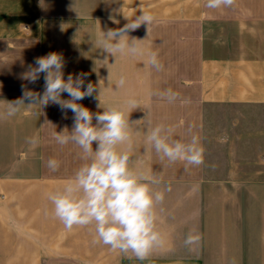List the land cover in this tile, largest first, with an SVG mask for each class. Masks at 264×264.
Wrapping results in <instances>:
<instances>
[{
    "label": "crops",
    "instance_id": "obj_1",
    "mask_svg": "<svg viewBox=\"0 0 264 264\" xmlns=\"http://www.w3.org/2000/svg\"><path fill=\"white\" fill-rule=\"evenodd\" d=\"M141 9L155 21L148 33L142 25L129 35L145 39L146 54L105 59L102 31L123 27L124 16L134 18ZM152 51L159 54L163 70L147 63ZM50 52L62 54L65 79L80 75L85 87L97 86L93 96L77 101L91 112L126 106L132 97L139 100L130 114V121H137L131 125V167L160 181L154 189L164 193L156 206L163 245H181L182 229H212L192 220L200 212L195 200L228 198L229 182L243 183L248 197L264 196V0H235L232 7L217 10L206 8L205 0H0V114L6 101L20 98L24 90L43 93V73L35 83L23 76L37 57ZM122 75L126 83L117 87ZM169 88L179 94L174 103L157 95ZM73 117L71 110L52 103L23 106L12 117L0 115V222L11 223L14 235L26 236L31 248L39 247L40 260L53 256L50 245L59 233L56 244L77 246L73 254L81 260L140 261L94 244L92 226L67 230L52 214L48 194L61 189L83 163L78 146H61L54 139L56 132L71 131ZM157 124L173 127L177 139L200 137L204 162L193 166L162 160L147 142ZM33 137L39 141L35 147L27 142ZM50 158L60 162L55 172L47 166ZM182 212L191 215L188 221H181ZM170 230L173 241L165 242ZM198 237L210 244V235Z\"/></svg>",
    "mask_w": 264,
    "mask_h": 264
},
{
    "label": "clouds",
    "instance_id": "obj_2",
    "mask_svg": "<svg viewBox=\"0 0 264 264\" xmlns=\"http://www.w3.org/2000/svg\"><path fill=\"white\" fill-rule=\"evenodd\" d=\"M234 4L235 0H205V7L210 10L230 8ZM140 11L141 14L134 18L124 16L127 23L123 27L102 31L99 44L101 51L107 54L105 59L107 56L137 57L146 54L142 46L145 39L129 35L142 25L147 26L148 33L155 21L150 11ZM147 56V63L152 68L163 70L164 65L157 52L152 51ZM64 65L62 54L57 52L37 57L35 66L30 65L23 78L35 83L43 73V93L24 90L20 98L6 101V111L0 115L12 117L23 106L43 108L50 103L59 105L61 110L73 112L71 131L65 128L56 132L54 139L61 146L68 143L78 146L83 163L61 189L48 194V200L53 206L52 214L67 230L92 226L94 244H103L125 255L130 253L143 261L163 245L162 235L156 227V206L164 200V193L154 189L160 183L155 175H147L131 167V125L137 121H130V114L139 108V100L132 97L126 101V106H109L102 108V112L93 113L77 101L93 96L97 86L88 83L85 87L80 75L74 78L69 74L65 79ZM125 83L126 76L122 75L117 87ZM63 93H67L69 99H62ZM157 95L168 103L179 99V94L170 88ZM98 107L101 108V104ZM147 119L148 114L144 120ZM174 134L173 127L157 124L148 132L147 142L162 160L167 159L170 163L183 161L193 166L202 164L205 148L200 137L193 135L185 141L174 138ZM27 142L33 147L39 143L36 137L29 138ZM122 145L126 147L122 148ZM47 166L55 172L60 162L50 158Z\"/></svg>",
    "mask_w": 264,
    "mask_h": 264
},
{
    "label": "rangeland",
    "instance_id": "obj_3",
    "mask_svg": "<svg viewBox=\"0 0 264 264\" xmlns=\"http://www.w3.org/2000/svg\"><path fill=\"white\" fill-rule=\"evenodd\" d=\"M242 184L229 182L228 198L213 196L203 201L195 200L198 205L197 210L200 212L192 215V220L194 221L196 217L197 225L204 223L212 226V229L194 231L182 229L181 245H162L149 256L164 260H134L126 264H264V196L248 197L245 195L249 193L246 191L247 187L243 191ZM248 185L251 186L252 183H247L245 186ZM179 216L182 222L188 221L191 217L183 212ZM170 217L172 218V214ZM204 218L207 219H205L206 222ZM203 234L211 236L210 239L207 238L210 244L203 245L204 239L194 238L196 235L203 236ZM189 235L192 237L190 245L187 244ZM23 237L14 235L11 223L0 222V264H109L103 261L79 259L78 255L73 254L77 246H71L68 249L58 246L56 242L60 241L59 233L52 240L54 244L50 245V248L54 250L53 256L47 260H40L39 247L31 248L28 245V238ZM171 237L172 231H166L164 241L172 242ZM173 258L177 260L171 261Z\"/></svg>",
    "mask_w": 264,
    "mask_h": 264
}]
</instances>
